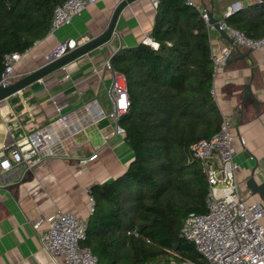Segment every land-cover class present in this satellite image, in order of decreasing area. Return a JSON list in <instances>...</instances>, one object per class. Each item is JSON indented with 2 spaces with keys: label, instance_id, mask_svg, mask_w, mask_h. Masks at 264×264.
Returning <instances> with one entry per match:
<instances>
[{
  "label": "crops",
  "instance_id": "0c3cea01",
  "mask_svg": "<svg viewBox=\"0 0 264 264\" xmlns=\"http://www.w3.org/2000/svg\"><path fill=\"white\" fill-rule=\"evenodd\" d=\"M120 1L98 0L69 24L50 30L21 55L12 81L43 64L61 42L73 38L80 44L100 34ZM195 3L212 11L220 22L229 18L232 26L243 24L252 34L264 33V2L260 0ZM155 16L156 7L151 0H135L121 12L108 43L0 101V149L7 139V125L15 127L19 137L48 123L54 116L53 98L68 102L73 118H89L85 132L77 135L75 141H65V149H59L58 154L44 157L32 168L4 172L0 169V264H61L62 260L53 258L41 244L40 233L46 224L37 229L34 223L60 210L88 224L94 207L89 200L90 188L115 180L128 168L134 153L124 136L114 134L120 122L108 117L94 122V117L113 109V69L107 64L119 49L151 38ZM208 32L212 55L231 46V40L212 25ZM247 84L255 100L244 99ZM212 92L223 121L234 133L240 193L248 203L262 201L247 187V181L253 177L259 184L264 182V49L233 47L229 59L214 75ZM89 104H95L91 112L86 109ZM102 134L109 136L108 143H104ZM94 153V160L81 164V158Z\"/></svg>",
  "mask_w": 264,
  "mask_h": 264
},
{
  "label": "trees",
  "instance_id": "16d2710c",
  "mask_svg": "<svg viewBox=\"0 0 264 264\" xmlns=\"http://www.w3.org/2000/svg\"><path fill=\"white\" fill-rule=\"evenodd\" d=\"M64 1L0 0V78L5 57L43 40ZM225 22L230 25L229 18ZM208 27L200 6L159 0L151 32L157 48L141 42L110 60L127 80L130 104L119 122L134 158L118 178L90 188L94 210L81 245L99 264L206 263L181 227L189 213L207 211V174L191 147L213 137L223 123L212 92ZM232 27L264 35L243 24Z\"/></svg>",
  "mask_w": 264,
  "mask_h": 264
},
{
  "label": "built area",
  "instance_id": "2783aa9c",
  "mask_svg": "<svg viewBox=\"0 0 264 264\" xmlns=\"http://www.w3.org/2000/svg\"><path fill=\"white\" fill-rule=\"evenodd\" d=\"M98 0H65L54 9L50 30L53 32L69 24L73 18L80 15L90 4ZM157 7L159 0H151ZM187 4L197 6L195 0H187ZM208 9H202V16L209 23ZM221 27L229 34L231 46H226L220 54L212 55L214 75L229 59L232 48L245 46L254 50L264 49V35L259 38L247 35L244 31L233 28L225 21ZM144 43L157 48L158 44L150 37ZM76 39L61 42L46 60L61 56L66 48L78 46ZM18 52L5 57L6 68L0 78V85L11 82L14 77L15 64L21 59ZM107 66L111 68V64ZM43 79L39 80L42 81ZM113 109L109 113L100 112L94 117H108L119 121L129 106L128 85L125 76L113 71V81L110 90ZM53 118L31 133H23L17 137V129L7 125V139L0 149L1 171L15 168H32L46 156L58 154L65 149V141L73 140L81 132H85L89 118H73L69 111L70 104L53 98ZM95 104L87 105L88 112ZM15 129V130H14ZM16 131V132H15ZM114 134L124 136L125 129L118 124ZM103 136L108 143L109 136ZM234 133L223 121L220 131L210 139H202L192 145L197 159L204 166L209 184L205 213H189L183 221L181 235L195 244L196 249L206 260L201 263L193 260H172L160 264H264V202L248 203L242 197L236 178L238 164L234 161ZM97 157V153L81 158L84 166ZM89 200L94 205L92 191ZM94 210V207H93ZM46 227L40 233L41 244L55 259H61V264H99L98 257L89 247L81 245L87 235V222L75 215L56 211L45 219H38L35 228L43 224ZM137 235V232L134 231Z\"/></svg>",
  "mask_w": 264,
  "mask_h": 264
},
{
  "label": "water",
  "instance_id": "95a60500",
  "mask_svg": "<svg viewBox=\"0 0 264 264\" xmlns=\"http://www.w3.org/2000/svg\"><path fill=\"white\" fill-rule=\"evenodd\" d=\"M135 0H121L115 7L113 14L111 16L110 22L107 25V28L103 30L100 34L92 37L87 41H83L78 44L77 47L70 49L66 48L65 52L52 60H46L43 64L38 66L36 69L26 73L25 75L18 78L16 81L8 82L7 84L0 85V101H3L13 94L20 92L28 85L33 84L36 81L43 79L45 76L50 73L65 67L70 62L82 57L83 55L89 53L90 51L101 47L102 45L108 43L113 35L115 34L116 25L118 18L128 5H130ZM264 2V0H260ZM209 23L213 28L217 29L225 38L230 39L228 33L221 27L220 21L216 19L212 11L208 12ZM249 97L254 98L253 93L251 92V87L249 84L245 86L244 99ZM247 187L252 191L253 194H259L262 201L264 202V182L257 183L253 177L247 181Z\"/></svg>",
  "mask_w": 264,
  "mask_h": 264
},
{
  "label": "bare ground",
  "instance_id": "6f19581e",
  "mask_svg": "<svg viewBox=\"0 0 264 264\" xmlns=\"http://www.w3.org/2000/svg\"><path fill=\"white\" fill-rule=\"evenodd\" d=\"M249 201V200H248Z\"/></svg>",
  "mask_w": 264,
  "mask_h": 264
}]
</instances>
